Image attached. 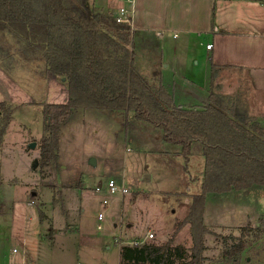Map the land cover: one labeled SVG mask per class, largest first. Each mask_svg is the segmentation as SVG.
I'll return each mask as SVG.
<instances>
[{"label":"rangeland","instance_id":"374dc122","mask_svg":"<svg viewBox=\"0 0 264 264\" xmlns=\"http://www.w3.org/2000/svg\"><path fill=\"white\" fill-rule=\"evenodd\" d=\"M114 1L89 5L111 15ZM165 1L171 0H138L139 15H148V20L135 23L133 36L143 34L148 24L155 43L156 18ZM192 40L199 44L204 39L195 35ZM135 42V66L152 78L153 69L144 59L147 49L150 53L155 50L154 44L146 48L137 39ZM16 67L9 73L0 64V102L14 109L0 147V264H119L123 245H161L170 240L172 247L187 251L177 263L190 264L191 226L179 225L189 212L190 197L201 190V143L192 145L186 160L180 145L164 142L160 128L132 113L75 109L59 127L56 157L44 161L42 140L49 136L45 107L67 102V84L51 74L42 76L33 64L20 60ZM176 94L177 103L189 106L185 92L181 101L180 92ZM111 180L128 192L112 194ZM236 193L241 202L248 195L245 200L252 205L247 212L251 219L255 212L264 213V187ZM99 214L104 215L103 222L98 220ZM248 225L253 229L260 226L262 233L258 239L255 230L247 233L251 249L239 264H264V218L259 216ZM207 228L211 234L205 236L204 264H226L222 260L224 238L240 237L242 229ZM149 233L154 235L152 239H148Z\"/></svg>","mask_w":264,"mask_h":264},{"label":"trees","instance_id":"16d2710c","mask_svg":"<svg viewBox=\"0 0 264 264\" xmlns=\"http://www.w3.org/2000/svg\"><path fill=\"white\" fill-rule=\"evenodd\" d=\"M133 37L128 25L117 23L113 14L95 11L89 0H0L2 67L11 73L21 60L37 66L42 76L51 74L67 84V102L45 107L49 136L42 140L44 161L56 157L59 127L75 109L132 113L160 128L164 142L180 145L186 160L192 145L201 143V192L190 197L189 212L179 227L191 226L190 264H204L205 236L211 234L203 221L206 197L264 187V127L248 115L244 103L213 92L205 107L177 106L156 70L148 78L136 68ZM13 113L0 102V147ZM240 229V237L224 238L226 264H239L251 249L247 233L255 230L256 239L262 233L260 226ZM171 244L123 245L120 264H178L187 251Z\"/></svg>","mask_w":264,"mask_h":264},{"label":"crops","instance_id":"0c3cea01","mask_svg":"<svg viewBox=\"0 0 264 264\" xmlns=\"http://www.w3.org/2000/svg\"><path fill=\"white\" fill-rule=\"evenodd\" d=\"M89 1L92 7L99 5V0ZM114 2L112 14L122 4L121 0ZM165 4H161L163 10L156 18L155 43L145 24L143 34L133 37V46L135 49L136 39L146 48L154 44L155 50L150 53L147 49L144 60L160 74L175 104L202 108L209 104L213 92L227 101L244 103L248 115L264 127V0H171ZM138 10L136 23L148 20V15L143 18ZM195 35L205 42H191ZM207 45L212 48L207 49ZM176 91L180 92V101L185 92L189 106L176 102ZM200 175L202 182L203 173ZM236 192L207 195L203 216L206 227L238 230L259 216L264 218L258 211L251 219L247 212L252 205L245 200L248 195L241 202Z\"/></svg>","mask_w":264,"mask_h":264},{"label":"built area","instance_id":"2783aa9c","mask_svg":"<svg viewBox=\"0 0 264 264\" xmlns=\"http://www.w3.org/2000/svg\"><path fill=\"white\" fill-rule=\"evenodd\" d=\"M122 4L116 9L113 13L114 18L117 23L128 25L131 29L135 26L136 16H137V5L138 0H121ZM212 45H207V49H211ZM109 190L112 194L117 192L127 193L128 190L125 187L118 188L113 180H111L108 184ZM101 190V186L97 188V191ZM106 204V201L104 202ZM99 221H104V215L99 214ZM99 230H102V226H98ZM154 235L149 233L148 239H152ZM142 244V243H141ZM132 245L137 246L140 245L139 242H133Z\"/></svg>","mask_w":264,"mask_h":264},{"label":"water","instance_id":"95a60500","mask_svg":"<svg viewBox=\"0 0 264 264\" xmlns=\"http://www.w3.org/2000/svg\"><path fill=\"white\" fill-rule=\"evenodd\" d=\"M35 146H36V144H34V143L31 145L32 148H34ZM91 163H94V160H92Z\"/></svg>","mask_w":264,"mask_h":264}]
</instances>
